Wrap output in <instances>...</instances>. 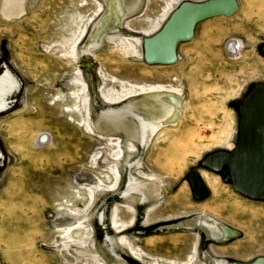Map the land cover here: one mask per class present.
Returning a JSON list of instances; mask_svg holds the SVG:
<instances>
[{
	"label": "rangeland",
	"instance_id": "rangeland-1",
	"mask_svg": "<svg viewBox=\"0 0 264 264\" xmlns=\"http://www.w3.org/2000/svg\"><path fill=\"white\" fill-rule=\"evenodd\" d=\"M6 1L0 75L15 87L0 111V264L264 260V201L207 167L235 150L239 109L264 85V0L198 22L173 64H150L146 41L183 4L211 0H18L11 16ZM163 95L178 102L171 124L132 139ZM42 135L51 144L37 146ZM201 216L236 236L192 227Z\"/></svg>",
	"mask_w": 264,
	"mask_h": 264
},
{
	"label": "bare ground",
	"instance_id": "bare-ground-1",
	"mask_svg": "<svg viewBox=\"0 0 264 264\" xmlns=\"http://www.w3.org/2000/svg\"><path fill=\"white\" fill-rule=\"evenodd\" d=\"M21 4L22 3L18 0H7L5 2L4 12L10 16L13 13H20L22 8ZM236 9L237 6L234 3V0H211L203 4L202 3L183 4L172 15L170 20L167 22L164 28L158 33V35L155 38L146 41L145 58L150 64L175 63L176 45L180 42L189 41L192 39L193 29L198 22L211 17L230 16L236 11ZM74 46L72 48L73 54L75 52ZM235 46L236 45L233 44V42L229 43L228 51L232 52L235 49ZM74 56L76 55L74 54ZM7 83H9V89L15 87V82L12 80L10 75L7 72H5L0 75V95L3 91L2 86L6 85ZM122 88L124 91L129 92V94L137 93V91L135 90L126 88L124 84H122ZM149 90H153V89H149ZM140 91L143 92L144 89L141 88ZM164 98L163 97L156 98L159 99L158 102L156 103L159 106V108L158 109L155 108V111L153 110V107H148L145 104L146 110L149 109L151 112L153 111L151 115L152 118L150 119V123H143L141 125L140 129L133 135L132 139L138 138V140L143 143V141H145L146 138H148V135L150 134L151 130H153L155 127L172 122L170 120V117H172V114L178 102L177 100L172 101L173 99L171 100V97L169 100L166 99V96H164ZM176 98L180 99V97H176ZM119 100L120 98L115 101H108V104L111 105L117 103ZM2 101L4 102L5 106L3 107L1 106L0 111H2L6 107V102L4 101V98ZM67 111L70 112L69 109H67ZM111 113L112 114H110V116H113L114 114H118V112H114V111H112ZM42 144L43 145L51 144V139L47 140L46 137L43 138V135L39 136L37 138L36 145L41 146ZM191 225L192 227L202 228L206 233V235H210V233L219 235L221 237V242H225L230 238L236 236L235 233L227 231L224 227L220 226L214 221H211L205 216H201L197 220L192 221ZM255 264H264V260H260Z\"/></svg>",
	"mask_w": 264,
	"mask_h": 264
},
{
	"label": "water",
	"instance_id": "water-1",
	"mask_svg": "<svg viewBox=\"0 0 264 264\" xmlns=\"http://www.w3.org/2000/svg\"><path fill=\"white\" fill-rule=\"evenodd\" d=\"M224 166L237 193L264 201V85L256 88L239 109L235 150L217 154L207 162V167L214 171ZM188 181L195 200L206 197L207 191L196 173H190Z\"/></svg>",
	"mask_w": 264,
	"mask_h": 264
},
{
	"label": "flooded vegetation",
	"instance_id": "flooded-vegetation-1",
	"mask_svg": "<svg viewBox=\"0 0 264 264\" xmlns=\"http://www.w3.org/2000/svg\"><path fill=\"white\" fill-rule=\"evenodd\" d=\"M2 89H3V91H2V93L0 95V107L1 106L2 107L5 106L4 102L2 100H3L4 96L6 95V93H8L13 88L9 89V83H7L6 85L2 86ZM0 110H1V108H0Z\"/></svg>",
	"mask_w": 264,
	"mask_h": 264
},
{
	"label": "crops",
	"instance_id": "crops-1",
	"mask_svg": "<svg viewBox=\"0 0 264 264\" xmlns=\"http://www.w3.org/2000/svg\"><path fill=\"white\" fill-rule=\"evenodd\" d=\"M184 222V221H183ZM183 222H180V223H183ZM165 228V227H164ZM164 228H162V229H164ZM211 262H212V260H211Z\"/></svg>",
	"mask_w": 264,
	"mask_h": 264
}]
</instances>
